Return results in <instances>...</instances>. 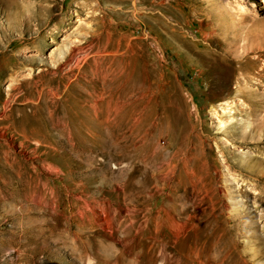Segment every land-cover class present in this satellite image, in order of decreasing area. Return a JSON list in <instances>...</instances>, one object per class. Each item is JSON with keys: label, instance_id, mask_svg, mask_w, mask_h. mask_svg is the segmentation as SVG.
<instances>
[{"label": "rangeland", "instance_id": "1", "mask_svg": "<svg viewBox=\"0 0 264 264\" xmlns=\"http://www.w3.org/2000/svg\"><path fill=\"white\" fill-rule=\"evenodd\" d=\"M0 264H264V0H0Z\"/></svg>", "mask_w": 264, "mask_h": 264}, {"label": "bare ground", "instance_id": "2", "mask_svg": "<svg viewBox=\"0 0 264 264\" xmlns=\"http://www.w3.org/2000/svg\"><path fill=\"white\" fill-rule=\"evenodd\" d=\"M236 8H237V10H236L237 12L239 11V12L242 13V14H245V13H246V12L244 13V11H245L246 9L243 8L244 10H242V8H240V6H238V5L236 6ZM232 9H233V8H232ZM240 9H241V10H240ZM234 12H235V11H234ZM237 12H236V13H237ZM238 16H239V15H238ZM29 20H30V19H29ZM30 21H31V20H30ZM38 49H39V48H38ZM78 50H79V49H78ZM72 51H75V50H72ZM76 51H77V50H76ZM241 51H243L242 48H241Z\"/></svg>", "mask_w": 264, "mask_h": 264}]
</instances>
